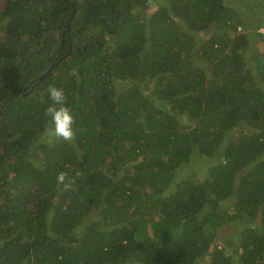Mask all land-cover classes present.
Returning <instances> with one entry per match:
<instances>
[{"label":"trees","instance_id":"16d2710c","mask_svg":"<svg viewBox=\"0 0 264 264\" xmlns=\"http://www.w3.org/2000/svg\"><path fill=\"white\" fill-rule=\"evenodd\" d=\"M263 29L264 0H0V264H264Z\"/></svg>","mask_w":264,"mask_h":264},{"label":"clouds","instance_id":"9594fccd","mask_svg":"<svg viewBox=\"0 0 264 264\" xmlns=\"http://www.w3.org/2000/svg\"><path fill=\"white\" fill-rule=\"evenodd\" d=\"M48 95L51 103L44 109L47 122L42 135L47 138L49 143H73L76 138L74 130L76 121L71 108L68 106L64 91L55 86H49ZM81 176L82 173L80 172L70 176L67 172L61 171L57 174V184L62 185L65 191L71 190L76 179Z\"/></svg>","mask_w":264,"mask_h":264},{"label":"water","instance_id":"95a60500","mask_svg":"<svg viewBox=\"0 0 264 264\" xmlns=\"http://www.w3.org/2000/svg\"><path fill=\"white\" fill-rule=\"evenodd\" d=\"M73 13H74V9L72 10V14L70 15V17L65 21L66 22V25H65V28H64L65 30H68L69 21L72 19ZM53 67L54 66L52 65L42 76L37 78L33 86H36L37 84H39L42 81L43 78H45L46 76L50 75V73L52 72ZM29 91H32V88ZM17 95L24 96L25 94L17 93ZM11 98L12 97L8 98L6 101H4L2 104H0V112H1L2 108L11 100ZM1 154H2V151L0 152V156H1Z\"/></svg>","mask_w":264,"mask_h":264},{"label":"rangeland","instance_id":"374dc122","mask_svg":"<svg viewBox=\"0 0 264 264\" xmlns=\"http://www.w3.org/2000/svg\"><path fill=\"white\" fill-rule=\"evenodd\" d=\"M233 5L234 6H238L239 7V3H238V1H234L233 2ZM249 18H251V20H253V19H256V15L254 14V13H252V12H250L249 13ZM218 237L221 239V240H225V238L227 237V235H226V231L225 230H222V232H220L219 234H218Z\"/></svg>","mask_w":264,"mask_h":264},{"label":"built area","instance_id":"2783aa9c","mask_svg":"<svg viewBox=\"0 0 264 264\" xmlns=\"http://www.w3.org/2000/svg\"><path fill=\"white\" fill-rule=\"evenodd\" d=\"M263 32H264V30H263Z\"/></svg>","mask_w":264,"mask_h":264}]
</instances>
